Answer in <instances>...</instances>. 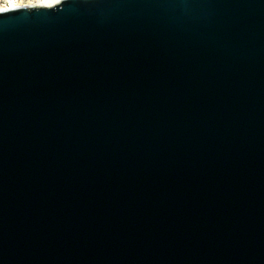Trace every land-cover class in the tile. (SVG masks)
<instances>
[{
    "label": "water",
    "instance_id": "obj_1",
    "mask_svg": "<svg viewBox=\"0 0 264 264\" xmlns=\"http://www.w3.org/2000/svg\"><path fill=\"white\" fill-rule=\"evenodd\" d=\"M0 264H264V0L0 13Z\"/></svg>",
    "mask_w": 264,
    "mask_h": 264
},
{
    "label": "snow or ice",
    "instance_id": "obj_2",
    "mask_svg": "<svg viewBox=\"0 0 264 264\" xmlns=\"http://www.w3.org/2000/svg\"><path fill=\"white\" fill-rule=\"evenodd\" d=\"M34 0H8V7H0V13L7 12L9 9L18 10L32 4Z\"/></svg>",
    "mask_w": 264,
    "mask_h": 264
},
{
    "label": "bare ground",
    "instance_id": "obj_3",
    "mask_svg": "<svg viewBox=\"0 0 264 264\" xmlns=\"http://www.w3.org/2000/svg\"><path fill=\"white\" fill-rule=\"evenodd\" d=\"M49 1H53V0H34L32 4L41 3V2H49ZM4 3L5 4H3L2 1H0V7H8V0H4Z\"/></svg>",
    "mask_w": 264,
    "mask_h": 264
},
{
    "label": "rangeland",
    "instance_id": "obj_4",
    "mask_svg": "<svg viewBox=\"0 0 264 264\" xmlns=\"http://www.w3.org/2000/svg\"><path fill=\"white\" fill-rule=\"evenodd\" d=\"M0 1H2L3 4H5V3H4V0H0Z\"/></svg>",
    "mask_w": 264,
    "mask_h": 264
}]
</instances>
